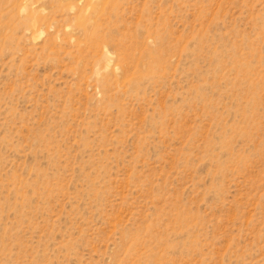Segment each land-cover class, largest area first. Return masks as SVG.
<instances>
[{
    "label": "rangeland",
    "instance_id": "obj_1",
    "mask_svg": "<svg viewBox=\"0 0 264 264\" xmlns=\"http://www.w3.org/2000/svg\"><path fill=\"white\" fill-rule=\"evenodd\" d=\"M0 264H264V0H0Z\"/></svg>",
    "mask_w": 264,
    "mask_h": 264
}]
</instances>
